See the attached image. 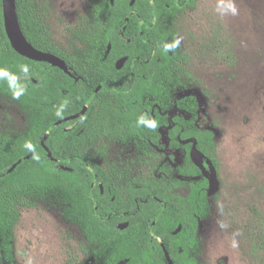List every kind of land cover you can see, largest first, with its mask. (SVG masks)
I'll list each match as a JSON object with an SVG mask.
<instances>
[{"label": "trees", "instance_id": "trees-1", "mask_svg": "<svg viewBox=\"0 0 264 264\" xmlns=\"http://www.w3.org/2000/svg\"><path fill=\"white\" fill-rule=\"evenodd\" d=\"M195 1L91 0L80 19L90 17L95 34L70 31L63 44L38 0H16L28 41L61 58L68 74L14 50L0 0V95L19 104L28 125L0 132V261L13 260L21 211L53 201L95 243L103 264H169L163 245L174 264H202L198 229L210 213L211 188L202 168L218 167L215 144L197 124V100L173 76L180 47L172 23ZM85 107L82 117L57 124ZM112 129L115 141L133 144L134 167L107 156L103 136ZM162 129L184 152L180 166L165 155Z\"/></svg>", "mask_w": 264, "mask_h": 264}, {"label": "rangeland", "instance_id": "rangeland-1", "mask_svg": "<svg viewBox=\"0 0 264 264\" xmlns=\"http://www.w3.org/2000/svg\"><path fill=\"white\" fill-rule=\"evenodd\" d=\"M90 1L38 0L56 41L66 44L74 30L95 34L88 28L90 17L80 19ZM172 29L180 47L173 76L199 104L197 124L213 136L218 166L208 168L210 213L199 224L200 261L264 264V0H196L174 18ZM27 126L19 104L0 95V132L19 134ZM167 129L160 139L177 167L184 152L169 145ZM112 132L103 136L110 161L134 167L133 144L115 141L118 134ZM152 147L161 157L157 145ZM94 248L53 201L38 202L21 211L13 260L0 264H101Z\"/></svg>", "mask_w": 264, "mask_h": 264}, {"label": "water", "instance_id": "water-1", "mask_svg": "<svg viewBox=\"0 0 264 264\" xmlns=\"http://www.w3.org/2000/svg\"><path fill=\"white\" fill-rule=\"evenodd\" d=\"M4 21H5V28L6 33L8 35V38L11 42L12 47L14 50L19 53L20 55L29 58L34 61L38 62H47L50 63L56 67L61 68L66 73L70 74L69 69L65 66L64 61L56 56L53 53L44 52L39 49H37L32 43L28 41L26 38L20 22L19 17L17 13V2L16 0H4ZM87 112V107L83 109L80 113L73 115L71 117L65 118L62 121H59L57 124H61L62 122L71 121L74 119H78L82 117ZM48 138V135L44 137L42 140V145L45 147V149L48 152V155L50 158H52V152L50 149L46 146L45 142ZM212 186V183H211ZM165 256L169 264H174L173 259L170 256V253L166 249V247L163 245Z\"/></svg>", "mask_w": 264, "mask_h": 264}, {"label": "flooded vegetation", "instance_id": "flooded-vegetation-1", "mask_svg": "<svg viewBox=\"0 0 264 264\" xmlns=\"http://www.w3.org/2000/svg\"><path fill=\"white\" fill-rule=\"evenodd\" d=\"M208 168H209V167H208ZM208 168L205 166L204 168H202V172H203V174H205V175H207L208 177H210V175H209L210 172H209ZM84 237H85V236H84ZM85 239H86V242H87L88 244H90V246L95 245V243L90 242L86 237H85ZM95 248H96V246H95ZM95 248L92 249V254L94 255V257H95L97 260H99V261L101 262V264H103V260H102V258H99L97 255H95V253H94ZM122 263H125V262L122 261V262H120V263H118V264H122Z\"/></svg>", "mask_w": 264, "mask_h": 264}]
</instances>
